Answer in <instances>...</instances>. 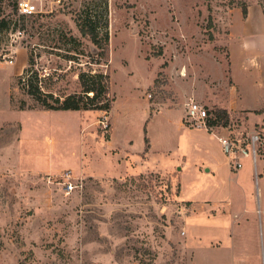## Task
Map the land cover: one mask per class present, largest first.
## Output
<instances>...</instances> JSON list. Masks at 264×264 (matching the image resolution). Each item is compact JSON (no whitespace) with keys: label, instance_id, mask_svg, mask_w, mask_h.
Here are the masks:
<instances>
[{"label":"rangeland","instance_id":"374dc122","mask_svg":"<svg viewBox=\"0 0 264 264\" xmlns=\"http://www.w3.org/2000/svg\"><path fill=\"white\" fill-rule=\"evenodd\" d=\"M17 1L0 0V103L6 95L19 111L0 126V264H188L184 187L197 184L179 153L188 137L181 110L191 128L200 126L186 120L192 100L208 108L214 129L250 131L246 114H220L215 103L232 83L231 50L240 44L244 9H263L264 0H65L24 18ZM86 13L108 22L109 60L91 66L111 76L112 109H19L21 100L37 105L17 83L30 51L35 67L52 76L48 89L80 90L79 70L90 58L64 55L78 56L69 35L80 39L79 49L98 51L78 26ZM163 108L170 113L154 121ZM149 143L153 156L142 165ZM64 170L82 185L69 194L50 179ZM252 178L245 185L255 192Z\"/></svg>","mask_w":264,"mask_h":264},{"label":"crops","instance_id":"0c3cea01","mask_svg":"<svg viewBox=\"0 0 264 264\" xmlns=\"http://www.w3.org/2000/svg\"><path fill=\"white\" fill-rule=\"evenodd\" d=\"M254 13L260 20L258 27L254 23ZM243 16L240 44L231 50L232 83L226 99L215 104L230 114H246L248 128L252 131L256 123H264V46L256 39L258 32L264 34V10L259 4H253ZM169 109L155 112L152 118L159 120L160 115L170 113ZM15 112L19 111L12 109L5 95V101L0 103V126L12 121L9 116ZM181 112L179 125L188 137L185 147H179V153L184 169L191 162L197 184L196 189L192 183L184 187L185 199L190 202L184 231L186 249L191 252L188 264H264V208L259 178L256 177L255 192L245 185L247 178L251 181L253 175L256 176L255 172L264 174V154L259 156L256 166L251 158H246L244 166L233 171L223 152L222 138L228 135L227 130L203 125L191 128L184 124L183 110ZM150 142L154 144L152 138ZM151 143L148 150L147 147L141 150L145 153V157L140 155L142 165L153 156ZM113 150L115 148L110 147L109 152ZM198 151L201 154L196 156ZM8 155L9 151L5 162L11 165L13 161ZM250 197L254 200L251 207Z\"/></svg>","mask_w":264,"mask_h":264},{"label":"trees","instance_id":"16d2710c","mask_svg":"<svg viewBox=\"0 0 264 264\" xmlns=\"http://www.w3.org/2000/svg\"><path fill=\"white\" fill-rule=\"evenodd\" d=\"M264 10V8H263ZM244 13L247 10L244 9ZM24 18L25 16L20 15ZM6 22L4 19L0 20V31L4 28ZM79 29L83 36L88 35L91 41L96 45L98 51L95 53L87 52L86 48L82 46L80 39L74 35H69L68 40L75 43L78 47V56L64 55V58L82 60L84 57L90 58L87 61L88 69L80 68L78 80L80 90L74 93L61 94L56 93L48 87L51 74L44 73L40 68L35 67V57L32 51L28 52L27 67L24 73L17 76V83L24 93L29 95L37 105H27L25 100L20 101L19 109L21 110H103L110 111L113 107L115 98L111 96V76L108 71L101 69H93L92 64H107L109 60V49L107 47L109 41V31L107 19L102 20V17L97 14L86 13L81 15L78 23ZM57 45V42L54 44ZM95 61V62H94ZM82 62V61H79ZM221 113H228L226 109H220ZM218 112V114H219ZM148 143V139L146 138Z\"/></svg>","mask_w":264,"mask_h":264},{"label":"built area","instance_id":"2783aa9c","mask_svg":"<svg viewBox=\"0 0 264 264\" xmlns=\"http://www.w3.org/2000/svg\"><path fill=\"white\" fill-rule=\"evenodd\" d=\"M65 0H18L17 11L19 15L29 17L49 12L55 5ZM22 31H18L21 33ZM186 120L192 125H203L206 128L214 129V126L207 123L210 117L209 110L198 102L192 101L187 104ZM227 130V129H226ZM223 152L230 162L233 171H239L244 166V159L251 158L256 166L260 152L264 150V129L242 132L239 134H228L222 138ZM256 177L258 173L255 172ZM55 184L60 185L64 192L69 194L82 185L74 177L70 170H64L59 176L50 178Z\"/></svg>","mask_w":264,"mask_h":264}]
</instances>
